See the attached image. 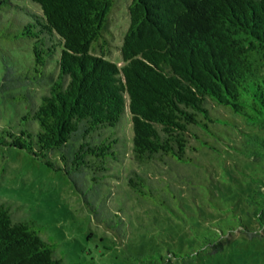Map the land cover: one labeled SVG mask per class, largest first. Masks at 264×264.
I'll return each instance as SVG.
<instances>
[{"label": "trees", "instance_id": "1", "mask_svg": "<svg viewBox=\"0 0 264 264\" xmlns=\"http://www.w3.org/2000/svg\"><path fill=\"white\" fill-rule=\"evenodd\" d=\"M115 3L0 0L1 52H28L5 63L0 92L23 126H0V145L29 149L74 180L112 184L124 151L116 130L129 115L137 167L125 184L135 197L154 204L186 180L172 163L225 149L257 171L244 172L246 203L264 225V0H131L122 64L108 56ZM40 230L0 202V264H89L63 261Z\"/></svg>", "mask_w": 264, "mask_h": 264}, {"label": "rangeland", "instance_id": "2", "mask_svg": "<svg viewBox=\"0 0 264 264\" xmlns=\"http://www.w3.org/2000/svg\"><path fill=\"white\" fill-rule=\"evenodd\" d=\"M130 3L116 0L109 17L108 56L118 64ZM6 48L0 50V82L5 63L21 62L28 53ZM18 113L0 92V126H23ZM116 132L124 151L112 171L121 179L99 186L88 176L74 180L29 149L0 145V202L10 204L14 219L41 225L40 236L55 242L56 256L68 263L264 264V225L246 203L253 188L244 175L254 169L249 159L225 149L191 151L188 166L171 164L186 180L152 204L125 184L130 168L137 167L129 159V115Z\"/></svg>", "mask_w": 264, "mask_h": 264}]
</instances>
